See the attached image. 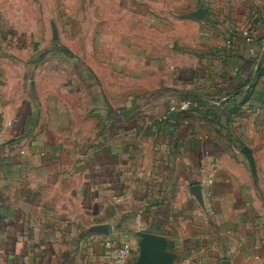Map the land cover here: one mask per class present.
I'll return each mask as SVG.
<instances>
[{
	"label": "crops",
	"instance_id": "0c3cea01",
	"mask_svg": "<svg viewBox=\"0 0 264 264\" xmlns=\"http://www.w3.org/2000/svg\"><path fill=\"white\" fill-rule=\"evenodd\" d=\"M176 25L135 55L0 58V264H114L109 241L136 264L145 233L175 264H264V0Z\"/></svg>",
	"mask_w": 264,
	"mask_h": 264
},
{
	"label": "rangeland",
	"instance_id": "374dc122",
	"mask_svg": "<svg viewBox=\"0 0 264 264\" xmlns=\"http://www.w3.org/2000/svg\"><path fill=\"white\" fill-rule=\"evenodd\" d=\"M233 1L0 0V58H16L9 51L22 48L33 53L30 59L41 66L49 58L48 49L62 50L59 57L73 61L78 57L88 60L93 52L105 59L107 51L121 52L127 44L131 55L158 44L165 48L180 19L199 10L213 15L220 6ZM135 5L144 7L146 14L134 13ZM53 28L60 31L69 48L61 39L53 42Z\"/></svg>",
	"mask_w": 264,
	"mask_h": 264
},
{
	"label": "water",
	"instance_id": "95a60500",
	"mask_svg": "<svg viewBox=\"0 0 264 264\" xmlns=\"http://www.w3.org/2000/svg\"><path fill=\"white\" fill-rule=\"evenodd\" d=\"M205 16L204 10H199L188 15V18L202 20ZM91 232L109 235L108 225H97L90 229ZM173 245L159 235L145 233L141 234L139 243L140 256L136 264H175L177 255L170 251ZM225 264H230L226 262Z\"/></svg>",
	"mask_w": 264,
	"mask_h": 264
},
{
	"label": "built area",
	"instance_id": "2783aa9c",
	"mask_svg": "<svg viewBox=\"0 0 264 264\" xmlns=\"http://www.w3.org/2000/svg\"><path fill=\"white\" fill-rule=\"evenodd\" d=\"M197 106L196 101L189 98L181 99L177 104L169 107L167 115L174 112L188 113ZM164 119H167L165 116ZM212 179L207 183V187L212 184ZM108 246L114 247V264H128L132 255V246L129 243L118 244L115 241H109Z\"/></svg>",
	"mask_w": 264,
	"mask_h": 264
}]
</instances>
